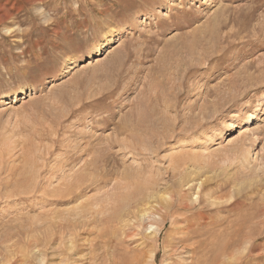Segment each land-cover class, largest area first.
<instances>
[{"label":"rangeland","instance_id":"obj_1","mask_svg":"<svg viewBox=\"0 0 264 264\" xmlns=\"http://www.w3.org/2000/svg\"><path fill=\"white\" fill-rule=\"evenodd\" d=\"M0 264H264V0H0Z\"/></svg>","mask_w":264,"mask_h":264},{"label":"bare ground","instance_id":"obj_2","mask_svg":"<svg viewBox=\"0 0 264 264\" xmlns=\"http://www.w3.org/2000/svg\"><path fill=\"white\" fill-rule=\"evenodd\" d=\"M231 14H232V13H231ZM3 16H4V15H3ZM231 16H232V15H231ZM237 19H238V18H237ZM223 20H225V18H224ZM227 20H228V19H227ZM220 22H222V20H220V19H216V20H215V25H216L215 27H217L218 25H222ZM226 24H228V23H226ZM226 24H224V25H226ZM226 26H227V25H226ZM213 27H214V26H213ZM219 27H220V26H219ZM217 29H218V28H217ZM210 30H211V29H210ZM219 31H220V28H219ZM217 32H218V31H217ZM211 33H212V32H211ZM211 33H210V34H211ZM240 33H241V32H240ZM230 34H231V33H230ZM214 35H215V34H214ZM229 38H230V37H229ZM228 42H229V41H228ZM215 52H216V51H215ZM97 60H98V59H97ZM208 60H209V59H208ZM83 66H84V65H83ZM262 71H263V70H262ZM236 84H237V83H236ZM241 131H242V133H243L244 130H241ZM241 131H240V133H241ZM102 150H104V149H102ZM103 154H104V153H103ZM105 154H106V153H105ZM100 156H101V155H100ZM100 156H99V157H100ZM105 162H106V161H105ZM94 163H95V162H94ZM102 166H103V165H102ZM77 184H78V183H77ZM77 184H76V185H77ZM81 185H82V184H81ZM74 188H75V187H74ZM76 189H77V188H75L74 190H76ZM33 190H34V189H33ZM33 190H30V193H31V191H33ZM71 190H72V187H71ZM71 190H70V192H71ZM74 190H73V191H74ZM24 191H25V190H24ZM73 191H72V192H73ZM25 192H26V191H25ZM28 192H29V190H28ZM70 192H69V194H70ZM76 192H78V191H76ZM23 193H24V192H23ZM26 193H27V192H26ZM61 193H62V192H61ZM20 194H21V193H20ZM28 194H29V193H28ZM26 195H27V194H26ZM61 196H62V194H61ZM169 204H170V203H169ZM166 206H167V205H166ZM138 210H141V208H139ZM132 211H133V210H132ZM128 212H129V211H128ZM128 212H127V213H128ZM138 213H141V214H140V217H142V218L146 217V216H145V215H146L145 210H143V212H142V211H138ZM147 214H148V213H147ZM132 215H133V216L135 215V211L132 212ZM145 223L147 224L148 222H145ZM149 227H150V229H149L148 231L153 232V233L156 232V231H155V227H153V225H151V226H149ZM140 228H141V227H140ZM143 228H144V227H143ZM150 232H149V233H150ZM146 233H147V232H146ZM149 233H148V234H149ZM153 233H152V234H153ZM142 234H143V233H142ZM150 235H151V234H150ZM231 236H232V235H231ZM231 236H230V237H231ZM237 236H238V235H237ZM149 237H150V236H149ZM239 238H240V237H239ZM254 238H255V237H254ZM156 239H157V238H156ZM231 241H232V240H231ZM234 241H236V239H234ZM232 242H233V241H232ZM232 242H231V243H232ZM236 242H237V241H236ZM139 250H140V249H139ZM140 251H141V250H140ZM223 252H224V251H223ZM234 252H235V251H234ZM156 253H157V252H156ZM135 257H136V256H135ZM232 259H233V258H232ZM234 259L236 260V258H234ZM217 260H219V259H217ZM217 260H216V261H217ZM223 261H224V260H223ZM218 263H219V262H218Z\"/></svg>","mask_w":264,"mask_h":264}]
</instances>
